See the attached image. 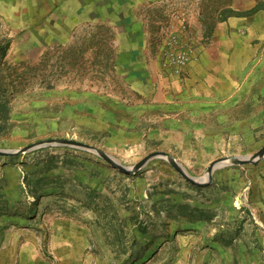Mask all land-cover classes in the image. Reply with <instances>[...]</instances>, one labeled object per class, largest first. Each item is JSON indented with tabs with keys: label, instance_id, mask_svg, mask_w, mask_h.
<instances>
[{
	"label": "rangeland",
	"instance_id": "obj_1",
	"mask_svg": "<svg viewBox=\"0 0 264 264\" xmlns=\"http://www.w3.org/2000/svg\"><path fill=\"white\" fill-rule=\"evenodd\" d=\"M13 1L0 0L1 148L63 137L125 165L165 151L202 177L264 145V0H203L206 33L219 13L230 23L183 100L115 65L104 28L45 45ZM163 35L150 36L153 65ZM0 264H264V157L196 185L158 157L125 173L65 145L0 155Z\"/></svg>",
	"mask_w": 264,
	"mask_h": 264
},
{
	"label": "crops",
	"instance_id": "obj_2",
	"mask_svg": "<svg viewBox=\"0 0 264 264\" xmlns=\"http://www.w3.org/2000/svg\"><path fill=\"white\" fill-rule=\"evenodd\" d=\"M13 2V10L18 12L19 16L28 15L30 29L35 28L37 40L44 41L45 45L51 41L48 39L49 34H58L60 39L68 40L74 32H79L85 26L104 28L109 35H112L109 46L114 51L115 65L125 63V65L141 67L140 74L151 72L157 81L158 97L160 91H165L166 95L170 88L180 100L189 99L194 95V91L196 93L198 87L205 85L207 68L211 63L210 54L213 50H222L217 45L218 38L230 23L229 18H223L219 13L210 33H206L202 22L203 0H14ZM180 20L185 21L196 40L197 57L187 65L180 77H165L161 74L158 60L156 59V65L150 60V36L163 33L165 35L168 30L176 28ZM162 40L163 38L161 42ZM122 58L125 62L118 61Z\"/></svg>",
	"mask_w": 264,
	"mask_h": 264
},
{
	"label": "water",
	"instance_id": "obj_3",
	"mask_svg": "<svg viewBox=\"0 0 264 264\" xmlns=\"http://www.w3.org/2000/svg\"><path fill=\"white\" fill-rule=\"evenodd\" d=\"M47 145H65V146L79 148L82 150L93 152L99 155L100 157H102L107 163H109L114 168L125 173H132L139 170L151 158L154 157L163 158L167 160L183 178L196 185H203L208 183L211 180L213 170L217 167L226 164H247V163L255 164L257 163L258 160L264 157V145H262L255 153L252 154L234 155L230 157H221L215 159L207 167V171L205 173L206 178L201 179V177L191 175L179 161H177L171 154L165 151H152L148 153L146 156H144L142 159L137 161L135 164L125 165L120 161H118L116 157H114L111 154H108L102 149L96 147L95 145L83 141L63 138V137L39 140L30 143L28 145H25L23 147H20L18 149L0 147V155H12L16 153L30 151L32 149Z\"/></svg>",
	"mask_w": 264,
	"mask_h": 264
},
{
	"label": "built area",
	"instance_id": "obj_4",
	"mask_svg": "<svg viewBox=\"0 0 264 264\" xmlns=\"http://www.w3.org/2000/svg\"><path fill=\"white\" fill-rule=\"evenodd\" d=\"M196 40L185 23L180 20L173 30H168L161 42L158 63L165 77H180L187 65L197 57Z\"/></svg>",
	"mask_w": 264,
	"mask_h": 264
},
{
	"label": "bare ground",
	"instance_id": "obj_5",
	"mask_svg": "<svg viewBox=\"0 0 264 264\" xmlns=\"http://www.w3.org/2000/svg\"><path fill=\"white\" fill-rule=\"evenodd\" d=\"M206 178V175L202 176L201 179Z\"/></svg>",
	"mask_w": 264,
	"mask_h": 264
}]
</instances>
